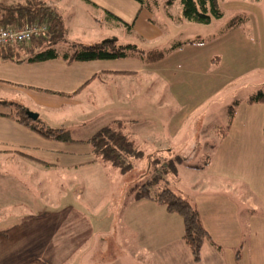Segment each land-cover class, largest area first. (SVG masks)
Here are the masks:
<instances>
[{
	"label": "crops",
	"instance_id": "1",
	"mask_svg": "<svg viewBox=\"0 0 264 264\" xmlns=\"http://www.w3.org/2000/svg\"><path fill=\"white\" fill-rule=\"evenodd\" d=\"M27 1L2 0V4L10 6ZM39 1L52 8L63 23L65 40L54 47L59 52L73 43L91 46L106 40H116L119 44L123 41L149 51L153 48L143 47L166 40L164 49H159L166 54L150 64L136 57L71 64L61 59L16 64L3 61L0 55V102L22 106L50 128L53 126L41 118L46 111H58L62 105L68 109L83 106L89 113H96L95 117L104 125L102 128L114 122L122 123L124 134L135 146L145 148L146 155L142 153L147 169L152 160L158 164L161 159L169 163L183 160L181 163L193 170L190 172L203 174V180L187 182L177 176L173 182L175 191L168 182L158 181L150 194L167 187L197 209L210 237L201 255L209 254L214 264H236L235 253L244 239V218L240 217L237 202L235 205L226 195L246 192L255 197L254 205L262 209L246 215L245 225L251 223L253 227L249 235L252 246L248 239L240 255L252 256L253 264H259L264 259V248L259 245L262 237L259 228L264 225V105L249 104L248 99L258 92L264 97V11L258 9L262 0H249L246 6L258 14V23L254 25L252 21L249 29L246 22L231 29L225 27L218 39L211 33L207 36L201 33L182 42L175 40L179 30L166 22L163 26L157 24L154 12L140 7L135 0ZM170 19L172 23H186L178 18ZM115 30H123L127 36L120 40L113 34ZM172 30L177 33L172 34ZM187 32L191 33L190 27ZM176 44L181 46L171 50ZM218 60L227 62L225 77L218 78ZM218 83L232 90L225 99L227 102L222 103L226 108L225 127L229 107L235 110L227 131L209 118L217 109V98L222 93ZM238 92L241 94L236 98ZM153 103L159 110L152 107ZM169 105L171 113L169 109L162 113L163 107ZM10 113L0 112V163L8 162L21 171H29L33 179H37L35 173L40 174L41 170L58 175L59 189L63 188L65 196L73 194L74 188L79 190L80 184L74 180L81 175L87 182L104 180L107 165L94 158L88 145L79 143L102 128L90 136L87 134L88 138H79L80 134L67 127L57 128L66 131L72 142L52 141L5 116ZM191 119L194 121L190 122ZM216 132L221 134L213 142L210 135L216 136ZM198 158L203 159L198 161ZM195 164L201 165L192 166ZM10 172L0 167V264H41L42 259L56 264L58 258L64 259V264L93 261L98 252L93 255L90 251V240L97 237L99 248L98 242L101 245L105 241L104 235L119 234L132 237L133 245L137 240L152 246L162 260L176 254L184 256L187 264L191 256L182 242L180 217L169 214L151 199L136 197L133 186L122 198L124 203H118L116 215L104 216L105 221L91 223L67 207L49 212L55 214L46 220L36 206L34 192ZM218 181L226 183L225 195L209 187ZM20 206L22 209H18ZM46 227L50 230L43 231ZM74 228L87 233L84 241L88 242H82L77 249L73 242L79 240V235L74 236V230L71 233L62 230ZM104 228L109 230L105 232ZM140 234L143 241L138 238ZM199 263L192 260V264Z\"/></svg>",
	"mask_w": 264,
	"mask_h": 264
},
{
	"label": "rangeland",
	"instance_id": "2",
	"mask_svg": "<svg viewBox=\"0 0 264 264\" xmlns=\"http://www.w3.org/2000/svg\"><path fill=\"white\" fill-rule=\"evenodd\" d=\"M168 0H156V4H153L151 0H145L146 4L151 6V8L154 11V19L157 22V24H160L163 26V24L166 22L169 25H172L174 29H176L180 34L174 35L177 37L175 40L176 42L184 41L186 37H196L199 36L201 33L203 36H207L209 33H211V36L215 35L217 39L223 34L224 31H222L226 24L231 21L232 19L238 17V16H245L247 18L248 29L250 28V25L253 21V24L256 25L258 23V14L255 13L256 10L249 9L246 7L249 5V0H218L219 8L221 10V13L223 17L220 20H215L212 23L209 24L210 26L202 25V24H195V23H189L186 22L180 23L175 21L178 17H180L181 14V6L179 3V0L174 1V3L171 6H166V2ZM262 5H258L259 11L261 13L264 11V0H262ZM264 17V12L262 13ZM162 18V19H161ZM174 19L175 23H172L171 19ZM170 20V21H169ZM188 27L191 29V33L187 32ZM206 27V28H203ZM202 30V31H201ZM221 32V33H220ZM172 34H176L174 30L171 31ZM116 36H119L120 40H123L127 35L123 30L114 31L113 33ZM46 36V35H45ZM36 40V39H34ZM33 40V41H34ZM32 42V41H31ZM28 42L26 44H22L19 46L21 49V52L23 55L21 57H28L32 56L33 54H36V52H41L45 50L46 45H40L37 42ZM175 42V41H173ZM120 44H124L123 41H120ZM166 45V40L160 41L156 46L155 45H146L143 47L145 50L148 48L156 49H164V46ZM18 46V45H17ZM150 46V47H147ZM36 48V49H34ZM38 48V49H37ZM142 48V47H141ZM35 50V51H34ZM33 51V52H32ZM218 78L225 77L227 75V62L224 60L220 62L218 60ZM220 80V79H219ZM218 80V81H219ZM218 83V88H222V93L218 96L217 102L218 106L217 109H215L214 112H212V116H210V121H215L218 126L225 127V118H226V108L224 105H222L223 102H227L225 99L228 97V93L231 92L230 88L228 87H221ZM235 86V85H234ZM156 87V86H155ZM220 90V91H221ZM242 90V89H241ZM243 91V90H242ZM240 92L236 94V98L240 96ZM236 100V99H235ZM154 109L157 108V104L153 103L152 106ZM167 109H169L170 113L172 110V107L169 105L167 108L163 107L162 113H166ZM9 109L6 108H0V112L7 113ZM188 111V109H187ZM30 112V111H29ZM89 113L87 108L83 109V106L81 107H73L68 109L67 106L62 105L60 109L57 110H50L46 111V115H41V118L44 120V122L47 125L53 126V128H69L73 131H76L77 134H80L78 136L79 138H88L87 134L89 136L93 133H96L100 128H102L104 125L101 122L100 118L95 117L96 113H93V111H90ZM160 112V111H159ZM166 118V116H164ZM178 118V117H177ZM158 119V118H157ZM168 120H171L169 116H167ZM66 121H69L70 123H66ZM194 121L193 119L190 120V122ZM115 123V122H114ZM113 124V123H111ZM109 124V125H111ZM107 125V126H109ZM62 126V127H61ZM144 124H141V127H143ZM124 130V129H123ZM216 136L213 134L210 135V139L213 142H217L219 136L221 133L216 132ZM95 135V134H94ZM138 150L144 153L146 155V152L143 151L145 148L143 145H137L136 146ZM145 156L141 159H130V162L132 164V169L127 173H121L118 169L113 168L110 165L105 166L104 175L105 178L103 181H99L94 183L87 182L82 175L78 177V180L75 179V184H80L79 190L76 191V188H74L75 192L71 195L65 196L62 192L64 191L59 189L60 186V179L58 175L56 174H50L47 171L41 170L40 174L35 173L37 175V179H33L31 177V173L29 171H21L18 167L13 166L11 163H0V167L5 168L6 170L9 169L12 170L10 173L18 178L20 182L24 183L32 192L35 194V200H36V206L39 207L40 214L42 217H46L45 219L48 220V218L51 215H54L55 213L49 215L48 213L55 210V212L62 210L63 208H71L74 209V211L77 214L84 215V219L93 222H100L105 221L104 216L113 215L115 216L116 208L118 206V203H122V198L125 195L126 191H128L132 186L133 189L140 187L141 185H148L147 183L157 180L159 183H165L168 182L170 188L172 190H176L175 186L173 187V182L175 181V178L178 176L182 177L183 182H187L192 179H202L203 180V174H199L196 171H193L189 168V165L183 164L181 162H185L183 160H173L171 163L167 162L166 160H160L159 164L156 163L157 161H150L148 169L146 168L145 164ZM203 158H198L199 160H202ZM174 162V163H173ZM201 164H195L192 166H199ZM12 168V169H11ZM41 176V178H40ZM165 180V181H164ZM62 181V183H64ZM213 183V182H212ZM210 183V184H212ZM216 185H208L210 188H215L216 191H219L223 193V195L226 194L225 187L227 186L225 182H215ZM55 185V186H54ZM53 187V188H52ZM238 187V186H237ZM152 188V187H151ZM154 194V193H153ZM231 196L226 195L228 198H231L233 202L236 205H238V212L240 213V217L244 218V239L241 240L243 244L247 243V240L250 239L249 235L252 234L253 227L251 223H246V215L249 214L252 211L261 210L259 206H255V202H253V197L247 195L245 192H239L237 193H230ZM251 195V194H250ZM252 201V202H251ZM17 202L15 203L16 206ZM35 206V214L37 213V207ZM65 206V207H64ZM18 209H22L21 206ZM17 209V210H18ZM21 211V210H19ZM26 214V213H25ZM48 214V215H47ZM17 218L20 217V214L16 215ZM80 216V215H79ZM81 217V216H80ZM77 220V217L75 218ZM243 224V223H242ZM250 225V226H248ZM48 227L44 228L43 231H48ZM63 231H67L71 233V230H74V236L79 235V240H74V248L77 249L80 247L82 242H88L84 241L87 237V233L79 232V228L74 229H62ZM103 231H108L109 229L104 228ZM261 232V239L259 245L264 248V225L259 228ZM100 232V231H99ZM72 233V235H73ZM101 233V232H100ZM91 235H89L90 237ZM105 241L101 243L98 242L99 248H97V237L94 236L93 239L90 240L89 247L90 251L92 250V253L98 252V256L94 257V260H76L75 264H186L185 257H178L176 254L171 255V258H167L165 260H162L158 254V252L154 251L152 249V246L146 245L145 243H138L136 240L135 245L132 244V237L128 238L127 235H104ZM112 236V237H111ZM259 236V238H260ZM143 241V236L140 234L138 237ZM117 239L120 240V243L117 242ZM93 242V243H92ZM206 243V242H205ZM204 243V244H205ZM203 244V245H204ZM250 246L251 239L248 243ZM93 246V247H92ZM203 247V246H202ZM202 251V250H201ZM81 251H78V253ZM100 252V253H99ZM241 253V252H240ZM264 258V257H263ZM58 258L56 260V264H64V259L59 260ZM236 261V260H235ZM192 264L191 256L187 258V264ZM41 264H48L47 259H42ZM199 264H214L213 261L209 258V254L201 255V261ZM222 264H225V262H222ZM236 264H253L252 256H242L240 255L239 261H236ZM259 264H264V259L259 260Z\"/></svg>",
	"mask_w": 264,
	"mask_h": 264
},
{
	"label": "trees",
	"instance_id": "3",
	"mask_svg": "<svg viewBox=\"0 0 264 264\" xmlns=\"http://www.w3.org/2000/svg\"><path fill=\"white\" fill-rule=\"evenodd\" d=\"M140 4V7L154 12L151 6L146 4L145 0H135ZM176 0H168L166 6H171ZM261 1V0H256ZM156 4V0H151ZM181 6V14L178 17L179 21L189 23L209 25L215 20H220L223 15L219 8L218 0H179ZM247 22L245 16H238L226 25L227 29H231ZM43 23L48 27L46 36L36 38L32 42H37L40 45H46L45 50L36 52L32 56L21 57L23 53L20 47L11 46L0 49V55L5 62H14L16 64L23 63H38L48 60L61 59L67 64L74 62H89L97 60H119L130 57H136L140 61L150 64L161 60L166 52L152 49L143 51L135 45L119 44L116 40H106L91 46L81 44H70L66 50L59 52L54 47L65 40V29L60 17L57 13L39 0H28L25 4L16 3L10 6L1 4L0 28L7 27H23L27 24ZM126 28L130 27L121 22ZM31 42V43H32ZM181 44H176L171 47V50L180 47ZM36 49V48H34ZM38 49V48H37ZM35 51V50H34ZM33 52V51H32ZM249 104H263L264 97L261 92L252 95L248 99ZM4 107L12 110L9 115H5L15 119L18 124L29 129L42 138L59 141L72 142L66 131L61 129H53L43 125L39 119L31 121L26 116V109L15 104L1 103ZM235 115L234 107H229L227 111V125L224 130H229ZM124 125L120 122H115L109 126L102 128L91 138L79 143L86 144L90 147L94 158L104 165H110L118 169L121 173H127L132 169L130 159H141L143 153L137 149L134 142L124 134ZM263 139H264V118H263ZM153 180L148 185H141L133 189L136 191V197L143 199H151L156 205L164 207L169 214H175L180 217L183 226L182 242L190 251L194 263H199L201 260V250L205 242L210 243V237L203 228L197 209L188 201L182 199L175 194L171 189L164 187L151 193V187L157 183ZM243 242L236 251L235 260L239 261L240 251Z\"/></svg>",
	"mask_w": 264,
	"mask_h": 264
},
{
	"label": "built area",
	"instance_id": "4",
	"mask_svg": "<svg viewBox=\"0 0 264 264\" xmlns=\"http://www.w3.org/2000/svg\"><path fill=\"white\" fill-rule=\"evenodd\" d=\"M0 0V14H1ZM48 27L46 24H27L23 27L0 28V49L31 42L33 39L46 35Z\"/></svg>",
	"mask_w": 264,
	"mask_h": 264
},
{
	"label": "water",
	"instance_id": "5",
	"mask_svg": "<svg viewBox=\"0 0 264 264\" xmlns=\"http://www.w3.org/2000/svg\"><path fill=\"white\" fill-rule=\"evenodd\" d=\"M26 116L28 119H30L31 121H36L38 119V116L34 113H31L29 111H26Z\"/></svg>",
	"mask_w": 264,
	"mask_h": 264
}]
</instances>
